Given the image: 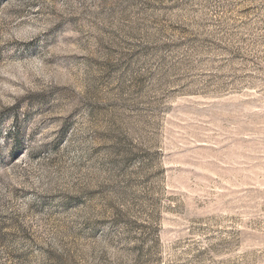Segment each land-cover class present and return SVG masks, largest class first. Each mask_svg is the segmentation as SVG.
<instances>
[{"label": "rangeland", "instance_id": "1", "mask_svg": "<svg viewBox=\"0 0 264 264\" xmlns=\"http://www.w3.org/2000/svg\"><path fill=\"white\" fill-rule=\"evenodd\" d=\"M0 264H264V0H0Z\"/></svg>", "mask_w": 264, "mask_h": 264}]
</instances>
